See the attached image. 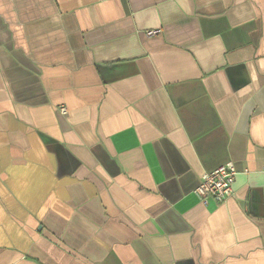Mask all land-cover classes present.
<instances>
[{
  "label": "crops",
  "instance_id": "crops-1",
  "mask_svg": "<svg viewBox=\"0 0 264 264\" xmlns=\"http://www.w3.org/2000/svg\"><path fill=\"white\" fill-rule=\"evenodd\" d=\"M0 264H264V0H0Z\"/></svg>",
  "mask_w": 264,
  "mask_h": 264
},
{
  "label": "built area",
  "instance_id": "built-area-1",
  "mask_svg": "<svg viewBox=\"0 0 264 264\" xmlns=\"http://www.w3.org/2000/svg\"><path fill=\"white\" fill-rule=\"evenodd\" d=\"M157 32L158 30H153L149 34ZM60 111L66 113L67 108L61 106ZM237 173L235 163L228 161L211 171L205 172L193 194L205 205H208L211 200L223 203L234 194Z\"/></svg>",
  "mask_w": 264,
  "mask_h": 264
}]
</instances>
